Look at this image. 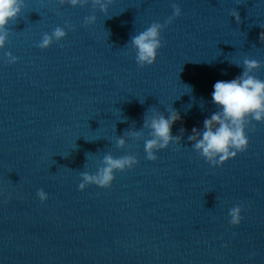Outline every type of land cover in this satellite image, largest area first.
Wrapping results in <instances>:
<instances>
[{
  "label": "water",
  "instance_id": "water-1",
  "mask_svg": "<svg viewBox=\"0 0 264 264\" xmlns=\"http://www.w3.org/2000/svg\"><path fill=\"white\" fill-rule=\"evenodd\" d=\"M116 140L0 91V264H264V220ZM108 153L139 163L79 190Z\"/></svg>",
  "mask_w": 264,
  "mask_h": 264
},
{
  "label": "clouds",
  "instance_id": "clouds-1",
  "mask_svg": "<svg viewBox=\"0 0 264 264\" xmlns=\"http://www.w3.org/2000/svg\"><path fill=\"white\" fill-rule=\"evenodd\" d=\"M63 6L85 7L91 3L93 9L99 10L107 15L108 7L113 0H58ZM26 7L25 0H0V49L6 45L9 36L8 25L18 19L22 10ZM173 15L168 17L162 24L153 22L148 28L137 35L131 37L130 42L136 51V63L143 69L152 66L158 56V51L163 47L161 38L162 31L170 25L176 17L182 15L181 8L173 3ZM230 15L239 23L241 20L237 9H233ZM96 22V16L90 15L84 18L85 26ZM65 28L75 31L70 23L65 27L57 26L51 34L44 33L41 41L36 45L40 49L49 48L53 42L59 43L67 36ZM261 42H264V32L260 35ZM7 62L14 64L18 58L11 52L5 54ZM241 67L239 64H235ZM261 68V63L255 59L245 58L243 61V71L235 79L230 81L219 80L213 85L212 103L218 107L209 118L203 121V131L193 127L192 134L188 136L191 146L207 163L213 167L222 166L229 159L235 158L238 153L244 152L249 146V139L246 129L249 125L255 128L252 123H264V80L259 79L254 73ZM181 120L180 114L172 109L168 116L159 111L152 116L143 117V129H149L150 139H145L144 150L146 159L157 160L156 152L166 149L170 143H180V136H173L171 129L173 124ZM125 122V120H121ZM184 129H181L183 132ZM125 136H131L135 140L142 139L143 130L125 131L122 136H118L116 145L118 148L126 146ZM139 161L135 155H124L114 157L111 153L103 157L102 166L94 174L88 172L81 173L82 182L79 190L83 191L89 185H96L100 188H110L115 179L116 172H125L138 165ZM37 196L43 203L48 199L47 193L40 189ZM11 199V195L8 196ZM242 207L234 206L230 209V224L239 225L243 219Z\"/></svg>",
  "mask_w": 264,
  "mask_h": 264
}]
</instances>
